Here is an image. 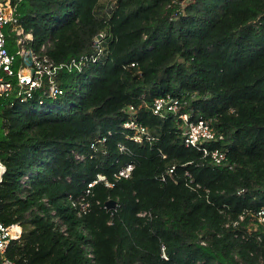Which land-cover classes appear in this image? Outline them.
<instances>
[{
	"label": "trees",
	"instance_id": "trees-1",
	"mask_svg": "<svg viewBox=\"0 0 264 264\" xmlns=\"http://www.w3.org/2000/svg\"><path fill=\"white\" fill-rule=\"evenodd\" d=\"M12 2L40 54L55 62L96 55L99 34L104 53L81 72L61 71L56 98L0 95V220L23 227L6 256L16 264H264V224L252 216L264 206V0ZM166 94L222 136L208 145L225 149L231 168L186 147L176 115L152 113ZM129 105L152 141L126 138ZM108 131L105 151L89 158L91 140ZM128 161L131 176L94 184L90 210L77 215L70 198L97 174L113 181ZM185 171L199 189L186 185ZM107 199L119 207L106 210Z\"/></svg>",
	"mask_w": 264,
	"mask_h": 264
},
{
	"label": "built area",
	"instance_id": "built-area-1",
	"mask_svg": "<svg viewBox=\"0 0 264 264\" xmlns=\"http://www.w3.org/2000/svg\"><path fill=\"white\" fill-rule=\"evenodd\" d=\"M100 34L93 40V45L97 49L96 55H80L73 57L68 61L55 62L45 54H40L32 48L33 34L31 31H26L20 21L19 15L16 11V3L12 0H0V95L8 96L13 94L21 101L32 98L33 94L37 91L40 96L48 98H56L63 94V88L58 82V75L61 71L81 72L85 65L89 62L93 63L100 59L103 55V48L99 45ZM11 39L15 44V49L9 51L7 41ZM44 50V44L40 47L39 51ZM29 59L30 66L26 65L25 61ZM43 99L39 98L38 103L42 104ZM178 97L171 96L170 94L155 97L152 101L150 109L153 114L162 118L168 115H176L180 119V128L182 130L183 143L186 147H192L201 151L202 157L210 159L214 165H231L227 164L226 150L216 147L210 148L209 143L221 139V135L217 134L210 126L209 122L205 119L198 118L197 120H190L189 112L180 111L181 106L185 105ZM137 110L133 105L127 108L128 118L122 123V128L126 129L128 133L126 138L137 143L143 141H152L154 136L150 133L148 128L142 125L137 120ZM111 132L94 137L89 148L91 149L88 154L92 158L98 152L105 151L107 136ZM118 148L124 151L125 147L122 143H118ZM76 161H83L86 157L84 152L73 151ZM134 168V163L128 161L121 165L114 173L113 181H106L105 176L97 174L96 178L88 181L86 188L82 195L76 198H70L71 207L75 210L77 215L87 213L91 207V201L88 196L94 184L103 181L107 187H113L115 181L121 178H129ZM174 166L171 165L167 168L166 174L171 175L174 171ZM5 172V166L0 160V182L2 175ZM187 176L186 185L192 189L197 190L200 188L198 183H194L193 177L188 171L184 173ZM30 175H24L21 179L23 186L28 184ZM161 180L165 179V175L161 174ZM108 200V199H107ZM106 200V201H107ZM105 201V202H106ZM103 207L106 210L115 211L119 204L115 200L114 207L107 209L105 203ZM55 211L52 210L51 214ZM139 216H149L147 210L137 213ZM253 218L261 224H264V206L260 207L256 212L252 213ZM242 216H240V219ZM55 220H57L55 218ZM23 236V227L20 221H15L9 224L0 220V264H16L13 260L6 256V250L12 241H20ZM92 254L89 253L88 256ZM161 256L167 258L164 253V245L161 246Z\"/></svg>",
	"mask_w": 264,
	"mask_h": 264
},
{
	"label": "water",
	"instance_id": "water-1",
	"mask_svg": "<svg viewBox=\"0 0 264 264\" xmlns=\"http://www.w3.org/2000/svg\"><path fill=\"white\" fill-rule=\"evenodd\" d=\"M114 204H115V200L114 199H108L106 202H105V206L107 209H111L114 207Z\"/></svg>",
	"mask_w": 264,
	"mask_h": 264
},
{
	"label": "rangeland",
	"instance_id": "rangeland-1",
	"mask_svg": "<svg viewBox=\"0 0 264 264\" xmlns=\"http://www.w3.org/2000/svg\"><path fill=\"white\" fill-rule=\"evenodd\" d=\"M9 41L12 42L11 39H9L8 42H9ZM9 44H10V43H9ZM25 63H26V65H29V66H30V61H29V59H26ZM26 186H27V185H26ZM26 186H24V187H26ZM61 229H63V226L61 227Z\"/></svg>",
	"mask_w": 264,
	"mask_h": 264
},
{
	"label": "crops",
	"instance_id": "crops-1",
	"mask_svg": "<svg viewBox=\"0 0 264 264\" xmlns=\"http://www.w3.org/2000/svg\"><path fill=\"white\" fill-rule=\"evenodd\" d=\"M13 42V41H12ZM14 43V42H13ZM15 45V44H14Z\"/></svg>",
	"mask_w": 264,
	"mask_h": 264
}]
</instances>
